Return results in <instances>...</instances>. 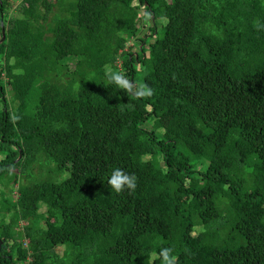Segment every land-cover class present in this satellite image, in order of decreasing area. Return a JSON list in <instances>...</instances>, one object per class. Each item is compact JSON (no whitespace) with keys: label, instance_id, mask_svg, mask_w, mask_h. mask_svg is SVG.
I'll list each match as a JSON object with an SVG mask.
<instances>
[{"label":"trees","instance_id":"1","mask_svg":"<svg viewBox=\"0 0 264 264\" xmlns=\"http://www.w3.org/2000/svg\"><path fill=\"white\" fill-rule=\"evenodd\" d=\"M2 29L0 264H264V0H0Z\"/></svg>","mask_w":264,"mask_h":264},{"label":"clouds","instance_id":"2","mask_svg":"<svg viewBox=\"0 0 264 264\" xmlns=\"http://www.w3.org/2000/svg\"><path fill=\"white\" fill-rule=\"evenodd\" d=\"M106 78L110 84H114L118 89L123 90L125 93L134 95L136 98H151L155 93L154 90L146 84H140L133 87L127 76L119 71H113L111 67L106 70ZM13 121L19 119L17 116L12 117ZM109 186L117 193L120 194L127 189L130 193L134 192L137 187V177L135 174L124 172L121 168H115L109 179ZM172 248H162L159 252V257L162 264H176L177 257L173 254Z\"/></svg>","mask_w":264,"mask_h":264},{"label":"rangeland","instance_id":"3","mask_svg":"<svg viewBox=\"0 0 264 264\" xmlns=\"http://www.w3.org/2000/svg\"><path fill=\"white\" fill-rule=\"evenodd\" d=\"M167 2L170 3L171 0H167ZM136 6H137V3H135V5L133 7H136ZM14 8H16V7L14 6ZM13 15H17L14 12V9L10 13V16H13ZM128 15L131 18V20L134 22V24L136 25V27L139 29V35H143L144 33H146L148 31V29L152 26L151 23L149 22L148 18H146L144 16V10H143V8H140V10L137 11V14H136L135 11H133V12L130 11V12H128ZM135 18H136V20H135ZM158 26H159V24H158ZM129 48H131L133 52H136L138 50L137 47H135V46L132 47V41H129L125 45V49H129ZM141 79H142V76H138V77L135 76V82H140ZM11 83L14 86H21L23 89H26L27 88V85H25V83L22 80H19V79H13ZM122 93H124V91H122ZM59 99H60V96H57V95H54V94H50L47 97L46 104L49 105V106H52V107H56L58 105ZM156 126H157V121H152V122H149L148 123L147 128L152 129V128H155ZM156 131H157V133H159V132H161V129L160 130H156ZM35 144H40V140H36L35 141ZM191 160H192V163H195L196 162V160L194 158H192ZM150 167H151V165H150ZM197 167L198 166L196 165V168ZM151 169H152V167H151ZM41 170H43L45 173H47V172L50 171V168L49 167H41ZM152 172H155V171H153V169H152ZM169 186H170V193L172 194L173 191H174V189H175V187H176V184L169 182ZM6 188L7 189H3V190L6 191V194L7 195L8 194H12L13 196H16V191L14 189L11 192L12 187L10 185L8 187H6ZM14 217L17 218V216H14ZM20 224L23 225V223H20ZM33 237L34 238H37L38 235L35 234V233H33ZM204 238H205L204 235H196V239L199 240V241L200 240H203ZM69 249H70V245H66V246H64L62 248H58L57 249V252L60 253V255H62V257H64L68 253V250Z\"/></svg>","mask_w":264,"mask_h":264},{"label":"water","instance_id":"4","mask_svg":"<svg viewBox=\"0 0 264 264\" xmlns=\"http://www.w3.org/2000/svg\"><path fill=\"white\" fill-rule=\"evenodd\" d=\"M2 26V25H1ZM5 38V29H2L1 31V39H0V43L4 40ZM20 158V157H19Z\"/></svg>","mask_w":264,"mask_h":264},{"label":"built area","instance_id":"5","mask_svg":"<svg viewBox=\"0 0 264 264\" xmlns=\"http://www.w3.org/2000/svg\"><path fill=\"white\" fill-rule=\"evenodd\" d=\"M24 242H26V241H24ZM24 246H26V243H24ZM26 248V247H25ZM28 261H29V259H28V257L26 258V260L24 261V262H20V263H18V264H28Z\"/></svg>","mask_w":264,"mask_h":264}]
</instances>
